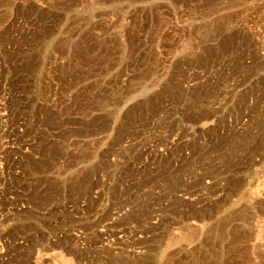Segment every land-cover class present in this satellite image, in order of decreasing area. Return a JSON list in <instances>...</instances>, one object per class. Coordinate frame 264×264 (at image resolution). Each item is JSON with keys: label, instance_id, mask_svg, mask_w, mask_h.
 I'll list each match as a JSON object with an SVG mask.
<instances>
[{"label": "rangeland", "instance_id": "1", "mask_svg": "<svg viewBox=\"0 0 264 264\" xmlns=\"http://www.w3.org/2000/svg\"><path fill=\"white\" fill-rule=\"evenodd\" d=\"M264 264V0H0V264Z\"/></svg>", "mask_w": 264, "mask_h": 264}, {"label": "bare ground", "instance_id": "2", "mask_svg": "<svg viewBox=\"0 0 264 264\" xmlns=\"http://www.w3.org/2000/svg\"><path fill=\"white\" fill-rule=\"evenodd\" d=\"M42 257L38 255L34 264H40Z\"/></svg>", "mask_w": 264, "mask_h": 264}]
</instances>
